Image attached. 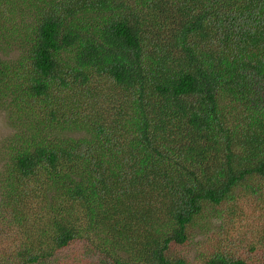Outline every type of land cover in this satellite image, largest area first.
Masks as SVG:
<instances>
[{"label": "trees", "instance_id": "16d2710c", "mask_svg": "<svg viewBox=\"0 0 264 264\" xmlns=\"http://www.w3.org/2000/svg\"><path fill=\"white\" fill-rule=\"evenodd\" d=\"M0 106V264H264V0H0Z\"/></svg>", "mask_w": 264, "mask_h": 264}, {"label": "rangeland", "instance_id": "374dc122", "mask_svg": "<svg viewBox=\"0 0 264 264\" xmlns=\"http://www.w3.org/2000/svg\"><path fill=\"white\" fill-rule=\"evenodd\" d=\"M11 132V129L8 125V123L6 122V116H5V113H4V109L2 106H0V171L2 169V164H3V159H2V152H3V148H2V145H3V140L7 138V136L10 134ZM201 225H204L201 229H197L196 230V239H194L195 241L196 240H202L204 238V235L203 233L204 232H208V235L211 237V233H212V226L207 223L206 221H203L201 223ZM180 253H182L183 255V252L184 251L188 256L185 257L186 259H188L189 261L190 260H193V255L195 253V245H192V246H189L187 245L186 247L178 249ZM184 256V255H183ZM186 256V255H185Z\"/></svg>", "mask_w": 264, "mask_h": 264}]
</instances>
